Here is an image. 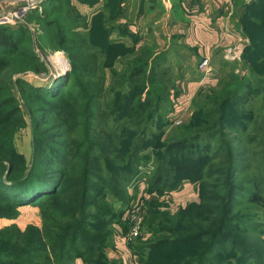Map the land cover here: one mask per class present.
Wrapping results in <instances>:
<instances>
[{
	"label": "trees",
	"instance_id": "16d2710c",
	"mask_svg": "<svg viewBox=\"0 0 264 264\" xmlns=\"http://www.w3.org/2000/svg\"><path fill=\"white\" fill-rule=\"evenodd\" d=\"M261 1L253 0L247 10L261 5ZM34 10L38 12V9L30 10L29 18ZM250 16L245 17L244 25L253 41L243 56L250 61L260 58L259 66L251 69L261 75H237L222 88L210 89L214 90L211 96L214 107L209 102L201 105L203 114L193 118L189 127L207 124L200 128L204 131L197 127L191 138L167 143L149 182L151 190L161 194L166 189L179 188L189 176L193 181L212 176L204 168L197 173L194 165H189L200 158L193 153L188 155L187 149L196 152L195 145L203 144L208 157V147L220 127L224 132L227 128L240 134L249 128V122H254L249 137L264 143V115L258 121L257 113L252 117L251 110L246 109L251 94L264 82V12L256 11ZM38 17L41 26L51 30L53 48L65 49L72 69L49 86L25 84L29 92L26 109L33 121L34 150L27 166V160L14 144L24 119L15 103L12 73L25 62L34 63L38 71L45 64L33 50L32 39L26 37L30 34L28 24L21 21L18 26L0 24V54L10 56L0 57V217L13 218V213H18L17 206L41 203L45 199L40 209L42 227L32 224L22 229L16 223L0 227V264H77V258H82L85 264H115L117 260L110 259L107 247L114 244L112 224L120 222L121 217L113 213L112 201L97 205L90 196H101L98 187L101 183L118 196L114 202L131 199L125 185L137 172L135 167L142 160L138 154L144 149L146 139H152L151 135L145 138L148 127L156 126V115L164 113L166 117V109L171 108L172 76L148 47L92 46L91 33L73 29L80 16L63 19L39 13ZM23 44L26 47L19 51ZM255 76L256 85L252 83ZM71 79L82 89L66 91ZM10 104L13 105L7 107ZM40 111L42 118L35 115ZM81 113L87 115L84 129L90 139L59 138L62 132L73 129L74 122L68 121ZM51 117L60 121L53 123ZM128 139H136L131 150L126 149ZM223 148L225 160L221 166L213 165L211 171L220 177L215 183L205 180L200 183L199 200L192 199L176 212L162 207L165 204L161 200L149 202L144 226L151 236L161 235L147 239L138 236L133 242V248L141 254V264H264V246L248 243V237L242 239L235 233L250 230L240 217L242 214L233 210L239 188L234 178L240 168L241 154H238L240 148L230 143L225 147L220 145ZM175 159L182 163H174ZM115 182L123 185L117 187ZM251 193L250 200L264 206V195L256 190ZM92 208L105 225L111 224L110 230L100 235L86 233ZM118 212L122 215L123 211ZM198 241L205 245L197 247V255H192L187 248H193ZM163 247L166 249L160 250Z\"/></svg>",
	"mask_w": 264,
	"mask_h": 264
},
{
	"label": "rangeland",
	"instance_id": "374dc122",
	"mask_svg": "<svg viewBox=\"0 0 264 264\" xmlns=\"http://www.w3.org/2000/svg\"><path fill=\"white\" fill-rule=\"evenodd\" d=\"M252 2L253 0H235L234 7H232L234 10L233 16H236L238 20L236 27L237 29H239L238 33L240 34V38L238 40V43L231 44H233V46H235V48H237V50L239 51L238 56H226V47L229 44L224 46V49L219 53L216 58V62H214L213 64V71L210 73L214 74L213 77H216L217 81L214 85H211V87L208 88L209 90L212 87H214V89L222 88L224 84L233 82L235 76L237 75H246L247 77L254 74L257 77L261 75L260 73L256 74L251 69V66H259L258 62L260 61L258 59L260 58L250 61L243 56L246 47L253 41L248 30H245V17L250 18V15L255 14L256 11L264 12V6H262L264 0H262V4L257 6L256 8L251 9L250 11L247 10ZM22 6H24L23 2L17 4L16 6H14V8L9 9L7 13L0 15V24L18 26L20 21L28 24L30 28V34H28L26 37L29 36L30 40L32 39L33 50L45 64V68L38 71L34 69V63L25 62L12 73V89L14 97L17 100L15 103L18 107H20L24 119V123L19 126L18 131L15 134L14 144L17 150L21 153V157L27 160V166H30L32 155L34 152L32 137L33 121L30 113H28L26 109L28 106V97L26 95L29 94V92L27 91V86L25 84L26 82H28L37 86H49L53 82L57 81L58 76H62L72 69V62L65 52V49L53 48V44L50 41L51 30H47L46 28L41 26V21L38 17V14L41 13L44 16H53V13H49V8L44 6H41V9H39V7H34L28 9L25 14L19 16H16L14 14L11 15L12 12L18 10L19 8H22ZM260 7L262 8V10H259ZM32 9H38V12L34 10V15L32 16V18H29L27 14ZM245 12L247 13L246 15H244ZM236 44H239V48ZM23 45L24 46L21 45V47H19V51L26 47L25 44ZM0 57H8L9 59L10 56H3L2 54H0ZM17 57L21 59V56L19 54H17ZM182 67L183 66H181L179 62L176 61L174 62L172 71H170L173 74H179L183 71ZM167 74L170 75L171 73L169 74V72H167ZM256 76L252 81V83H255L254 85H256L258 82ZM84 82L85 81L83 80L82 83ZM257 88L258 91L251 94L250 102L247 104L246 109L251 110L253 114H250V116L252 117L256 112L258 121H261L263 120L264 115V82L259 83ZM65 89L66 91H72L73 93L74 91H78L82 88L78 87L75 84L74 79H71L66 85ZM208 89L204 95L198 96L197 99L193 100L186 106L183 102L181 105H178V101H176L175 110H173V112L170 109V112L166 109V117H164V113H159L156 115L155 121L158 119V121L156 122V126L151 127L148 125L149 134L145 133V138H147L148 135H151L152 139H146L147 142L144 149L138 154L140 155L142 160L139 161L135 167L137 172L131 177L128 184L125 185L127 190H129V192L132 194L131 199H129L128 201L122 200L114 202V200L117 199L118 196L114 195L109 189L105 188V186H102L101 183L98 184V187H101V196H90L92 201H94L97 205H105V203H107L108 201H112L114 203L112 205L113 207H115V209H112L113 213L116 217H121L120 222L118 221L112 224L114 244L110 247H107V251L109 249V251H119L113 254L112 252H108V256L110 257V259L117 260L115 264H141L139 259V256L141 254L137 253L135 248H133V242L138 236H143V239H147L161 235V233H158L152 234L151 236V232L149 231V229L144 226V221L148 213L149 202L152 199L161 200L163 201V205L165 204L162 207L176 212L180 209L181 206H185L192 199L199 200L200 183L204 180L209 184L211 182L215 183L214 180L217 177H220L219 174H214L211 171H214L213 165L221 166L223 160H225L223 157L226 151L224 150V148L223 150H221L220 145H224L225 147L227 143L238 146L240 148L238 154H241L239 157V161L241 162L240 168L238 170V173L236 174V177L234 178V181L239 188H237L238 193L235 198L236 203H234L233 210L242 214L240 217H243L242 219L246 221L247 227L251 230H248V233L241 231H236L235 233L242 239L248 237L247 240L249 242L242 240L244 243H254L258 247L264 246V230L260 231V229H264V206L259 204L258 202H252L250 200V196L252 195L251 192L255 190L258 191V194L264 195V143L261 144L259 138L250 139L249 137V133L252 131L251 129L254 122H249V128L245 132L240 134L237 133L236 130H230L227 128L224 132V129L220 127V129H218L216 132V137H214L212 140L211 146L208 147V157H206V149L205 145L203 144L201 146H198L195 145L196 142H194V145L197 146L196 148H194L196 149V152H192L191 149H187L188 155L193 153V155L196 154L197 157L200 158L198 159V162L197 160H195L194 162H192L193 164L189 165H194V169L197 170V173L204 168L205 172L207 171V173L209 172L210 174H212V176H206L202 179H199V181H193V178L191 176H189V178L183 179V183L188 181L195 183L197 188V198L176 199L171 191L178 190L181 186L172 190L166 189L161 194L151 190L149 182L153 178L157 170L158 163L161 162L162 154L165 147L167 146V143L178 142L185 137L191 138L194 133H197L196 130L193 129L197 127H199V129H202L205 125H207L204 124L201 126H194L193 128L189 129V127H192L191 120L195 117L199 118V115L203 114L204 110L200 109L201 105H203L205 102H209L214 107V104L211 102V96L214 94V90H210L209 92ZM208 93L209 95H207ZM12 105L13 104H10L7 107H10ZM34 105L39 106L41 104L35 103ZM45 106L46 105H41V107ZM42 113V111L35 112V115L36 117L42 118ZM184 114L185 118H183L182 122H176V119L179 116L183 117ZM86 118L87 115L81 113L76 118L69 120L68 123L71 121L74 122V125H72L71 127L73 129L62 132V134H59L58 137L65 139L66 137L70 136L74 139H77L78 141L82 139H90L89 136L86 135L84 129ZM165 118L166 121L164 120ZM50 121H52L53 123H58L60 119L51 117ZM43 127L46 128L47 125ZM42 129L43 128H41L40 130ZM201 129L200 132L204 131ZM128 140L129 143L126 146V149L131 150L134 147L136 139ZM186 140L190 142L191 140L195 139ZM203 140L204 139H201V142ZM188 144L189 143H187V145ZM187 158H189V156H187ZM173 161L176 164L182 163L180 162L182 160L175 159ZM188 161L191 162L190 160ZM115 183L117 187H121L123 185L119 184L118 182ZM183 183L181 184L183 185ZM65 195L67 196V194ZM43 204H45V199L41 203L40 201H38L28 205L26 204L27 206H17L18 213H13V218L8 216L0 217V227H5L7 225H11L12 223H16L22 229H26L32 224L42 227L43 216L40 213V209L41 207H43ZM120 209L121 211H123L122 215H119L118 210ZM89 211L91 214L88 218V230L85 229L87 234L100 235L104 231L111 229V224L105 225L103 220H100V218H98L97 213L95 212V210H93V208ZM140 214L143 216L141 228L137 234L130 236L134 225H136L137 223L136 216ZM248 222L250 223L248 224ZM261 223L263 225H261ZM201 241L196 242L195 244H193V248L190 247L187 248V250H190L192 255H197L196 248H200L201 246L205 245V242ZM164 249L166 248L163 247L160 250ZM156 251H159V249H157ZM144 253L145 257H148L146 251ZM117 254L118 256L116 257ZM156 257L159 258V256ZM233 258L236 259V257ZM210 259L216 260L215 257H210ZM84 263L85 262L83 261L82 264Z\"/></svg>",
	"mask_w": 264,
	"mask_h": 264
},
{
	"label": "crops",
	"instance_id": "0c3cea01",
	"mask_svg": "<svg viewBox=\"0 0 264 264\" xmlns=\"http://www.w3.org/2000/svg\"><path fill=\"white\" fill-rule=\"evenodd\" d=\"M18 2L0 0V14ZM234 4L235 0L40 1L41 6L49 8V13L63 19L80 16L73 29L91 33L92 46L152 49L159 56V63L172 75L169 94L172 112L176 101L186 106L217 81L214 74L204 76L198 65L205 56L214 64L225 45L238 43L240 34L236 27L238 20L233 16ZM176 61L183 66L179 74L171 72ZM171 192L176 199L197 198L196 185L191 181ZM109 250L112 254L119 252ZM82 263L83 259L77 258V264Z\"/></svg>",
	"mask_w": 264,
	"mask_h": 264
},
{
	"label": "built area",
	"instance_id": "2783aa9c",
	"mask_svg": "<svg viewBox=\"0 0 264 264\" xmlns=\"http://www.w3.org/2000/svg\"><path fill=\"white\" fill-rule=\"evenodd\" d=\"M40 1L41 0H20V2L15 4V6L21 2L24 3V6H22V8H19L18 10L14 11V12H12L11 15L14 14L16 16H19V15L25 14L28 9H31L34 7H39V9H41ZM20 10H22V11H20ZM236 45H238V48H239V44H236ZM238 52L239 51L237 50V48H235V46H233V44L227 45L226 56L237 57ZM198 66H199V69L204 73V75L210 74L213 71V67H214L212 64L211 58L209 56L203 57ZM184 115H183V117L179 116L176 119V122H178V123L182 122ZM136 218H137V223H136V225H134L130 236L137 234L141 228V225L143 222V216L140 214V215H137Z\"/></svg>",
	"mask_w": 264,
	"mask_h": 264
},
{
	"label": "water",
	"instance_id": "95a60500",
	"mask_svg": "<svg viewBox=\"0 0 264 264\" xmlns=\"http://www.w3.org/2000/svg\"><path fill=\"white\" fill-rule=\"evenodd\" d=\"M14 6H15V5H14ZM14 6H12V8H14ZM9 9H11V8L6 9V11H5V12H2V14L7 13V11H8ZM0 15H1V14H0Z\"/></svg>",
	"mask_w": 264,
	"mask_h": 264
},
{
	"label": "bare ground",
	"instance_id": "6f19581e",
	"mask_svg": "<svg viewBox=\"0 0 264 264\" xmlns=\"http://www.w3.org/2000/svg\"><path fill=\"white\" fill-rule=\"evenodd\" d=\"M62 60V59H61Z\"/></svg>",
	"mask_w": 264,
	"mask_h": 264
}]
</instances>
